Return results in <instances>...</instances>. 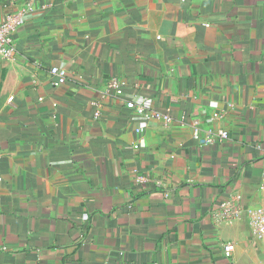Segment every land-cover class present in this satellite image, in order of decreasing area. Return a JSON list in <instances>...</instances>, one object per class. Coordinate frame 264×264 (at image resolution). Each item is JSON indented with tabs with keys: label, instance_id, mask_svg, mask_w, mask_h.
<instances>
[{
	"label": "crops",
	"instance_id": "0c3cea01",
	"mask_svg": "<svg viewBox=\"0 0 264 264\" xmlns=\"http://www.w3.org/2000/svg\"><path fill=\"white\" fill-rule=\"evenodd\" d=\"M28 2L0 56V264H264L244 212L213 213L261 199L264 0H0V19Z\"/></svg>",
	"mask_w": 264,
	"mask_h": 264
},
{
	"label": "built area",
	"instance_id": "2783aa9c",
	"mask_svg": "<svg viewBox=\"0 0 264 264\" xmlns=\"http://www.w3.org/2000/svg\"><path fill=\"white\" fill-rule=\"evenodd\" d=\"M35 8L32 2L26 3V5L16 12H8L4 20L0 19V56L5 59H11L15 56L17 50L13 40L14 32L19 29L25 21L34 14ZM51 72L56 76V83H63L67 80V71L64 68L53 67ZM121 86L118 78H112L109 82V88L113 91L119 89ZM148 101H142L140 104L134 102H128L127 106L133 108V110L141 116L146 122L153 119H164L167 122L170 118L167 115H163L160 111L153 109ZM99 112L96 113L98 115ZM143 128H139L138 132H143ZM195 136L200 140L202 144L212 143L216 136L224 139L228 136V132L224 129H219L216 134L209 133L204 136H200L199 130L194 131ZM262 179L259 187L261 199L258 203L242 207L239 203L226 200L223 201L214 211V216L221 221H233L240 218L245 214L247 222L253 232L258 237L264 236V154L262 156ZM235 249V244L232 241L223 244L224 256L231 257Z\"/></svg>",
	"mask_w": 264,
	"mask_h": 264
}]
</instances>
